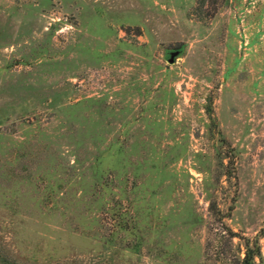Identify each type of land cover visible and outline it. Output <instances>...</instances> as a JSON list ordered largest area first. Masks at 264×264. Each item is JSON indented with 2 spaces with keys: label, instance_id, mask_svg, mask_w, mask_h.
I'll return each instance as SVG.
<instances>
[{
  "label": "rangeland",
  "instance_id": "rangeland-1",
  "mask_svg": "<svg viewBox=\"0 0 264 264\" xmlns=\"http://www.w3.org/2000/svg\"><path fill=\"white\" fill-rule=\"evenodd\" d=\"M226 226L264 264V0H0V264H226Z\"/></svg>",
  "mask_w": 264,
  "mask_h": 264
},
{
  "label": "trees",
  "instance_id": "trees-1",
  "mask_svg": "<svg viewBox=\"0 0 264 264\" xmlns=\"http://www.w3.org/2000/svg\"><path fill=\"white\" fill-rule=\"evenodd\" d=\"M209 209H211L210 206ZM233 236H237L240 239L239 242L233 243ZM226 243L228 250H233L230 257L223 254L222 256H217V260L219 257L226 264H256L255 257H258L260 253L256 237L248 238L236 235L234 231L226 226Z\"/></svg>",
  "mask_w": 264,
  "mask_h": 264
},
{
  "label": "water",
  "instance_id": "water-1",
  "mask_svg": "<svg viewBox=\"0 0 264 264\" xmlns=\"http://www.w3.org/2000/svg\"><path fill=\"white\" fill-rule=\"evenodd\" d=\"M174 52H175V51H172V52H170V53H169V56L167 57V61H169V62H170V61H172V60H173V55H174Z\"/></svg>",
  "mask_w": 264,
  "mask_h": 264
}]
</instances>
